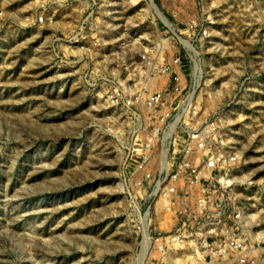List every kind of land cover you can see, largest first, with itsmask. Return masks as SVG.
<instances>
[{"label":"rangeland","instance_id":"obj_1","mask_svg":"<svg viewBox=\"0 0 264 264\" xmlns=\"http://www.w3.org/2000/svg\"><path fill=\"white\" fill-rule=\"evenodd\" d=\"M128 4L156 10L103 13ZM103 16L133 25L112 29ZM143 51L178 57L175 69L197 86L191 123L207 139L186 157L185 178L144 143L152 126L136 129L122 98H107L118 71L137 78ZM144 185L178 195L179 185H231L237 195L207 201L215 234L186 258L153 247L168 214ZM140 261L264 264V0H0V264Z\"/></svg>","mask_w":264,"mask_h":264},{"label":"built area","instance_id":"obj_2","mask_svg":"<svg viewBox=\"0 0 264 264\" xmlns=\"http://www.w3.org/2000/svg\"><path fill=\"white\" fill-rule=\"evenodd\" d=\"M146 7L148 8H138L135 4H128L127 7L123 6V9L117 7H109L107 9L104 7L103 13L109 15L110 13H123V11L132 13L139 11L152 12L156 10L155 8L152 9L149 5ZM106 17L107 16L102 17L103 21L107 19ZM38 20L41 24L44 23L42 15H39ZM114 20L115 22L107 20L103 25L109 26L110 28L112 25V29L121 30L122 32L128 30V27L133 25L131 22L129 23L127 20L120 18V16H117ZM99 24H101V22H99ZM100 39L101 41L98 43L102 45H107L111 41V37L108 36V33L100 34ZM114 39L123 45L128 38L122 33L119 36L117 35ZM124 56H126V53ZM159 57L150 55L148 51L141 52L139 61L143 68L135 73L137 78H132L131 75H133V73L128 70L122 73L118 71L117 77H112L115 79V87L110 91L107 98L111 101H113V99L117 100L119 97L122 98V101H124L130 109L129 122L133 127H136V129H139L141 126H152V130L150 129L148 135L143 138L144 143L150 144L156 148L152 150L153 155L160 159L159 164L162 168L169 165V159L171 160V165H176V168L172 169V171L175 170L172 175L173 178L176 176L185 178L184 173H187L186 171L190 169L188 163L184 162L186 157L201 151L207 139L204 130L200 127V123L196 121L194 124L198 125L196 128H194L191 123V120L197 115V105L193 102L197 86L194 85V83H187L186 78L181 76L182 73H178L175 69V67L180 64L178 57L167 58L161 62L159 61ZM110 78L111 74L109 72H103L104 84H106V82H111ZM187 126L191 128L189 129ZM183 128L187 129L188 134L186 137L180 134V130ZM136 136H138V133ZM178 139H181L183 142L180 155H173L170 157V147L172 145L176 146ZM140 142L142 143L141 140ZM155 142L160 143L158 151ZM148 157L149 155H142L143 159L136 165L138 169L144 171L146 177L150 176V171L147 172L146 170ZM166 157L169 158H167V161ZM181 158L185 159L183 160ZM161 166L159 167L160 170ZM192 172H194V170H192ZM192 177L193 175H191V179ZM144 186L147 187L149 191L145 196L157 197V199L160 198L165 201V211L168 214V217H164L161 222V224L167 228L159 229L160 236L154 239L153 247H156V249H159L162 253L166 250L176 251L180 254H184L186 258L190 256L188 251L192 247V249H194V240L200 238L206 240L215 234L216 229L212 231L209 228L211 225L210 221L215 216H208L207 213L209 209L207 201L214 200V198L220 200V198H223L225 195H237L235 191H229L231 185H220L214 190L210 189V186L179 185L182 189L180 195L176 193L177 189H175L174 185ZM171 193L175 195V203L170 202ZM190 199H193L192 202H194V205H191ZM148 209L142 214L138 212L139 217H145L146 212H149ZM169 212L171 214L170 216ZM239 214L240 212L236 211L234 215L238 217ZM144 246H146V244ZM199 262L200 260L197 259L192 260V263Z\"/></svg>","mask_w":264,"mask_h":264},{"label":"bare ground","instance_id":"obj_3","mask_svg":"<svg viewBox=\"0 0 264 264\" xmlns=\"http://www.w3.org/2000/svg\"><path fill=\"white\" fill-rule=\"evenodd\" d=\"M143 258V257H142ZM178 261V260H177ZM139 264H142V262L140 261Z\"/></svg>","mask_w":264,"mask_h":264}]
</instances>
